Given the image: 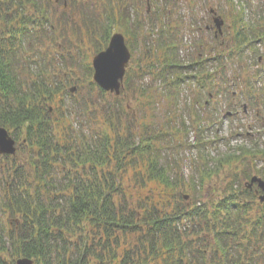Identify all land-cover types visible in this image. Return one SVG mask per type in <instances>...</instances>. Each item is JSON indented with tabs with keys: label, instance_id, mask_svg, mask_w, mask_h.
Segmentation results:
<instances>
[{
	"label": "trees",
	"instance_id": "obj_1",
	"mask_svg": "<svg viewBox=\"0 0 264 264\" xmlns=\"http://www.w3.org/2000/svg\"><path fill=\"white\" fill-rule=\"evenodd\" d=\"M31 1L34 15L22 0H0V126L10 130L15 140L25 129L26 142L37 146L26 160L29 172L13 155H4L13 165L0 178L5 189L3 203L10 212L7 220L0 219V264H15L20 257L36 264H264V203L256 201L255 191L241 187L235 174L231 182H225L226 190L219 199L210 204L196 200L189 206L183 179L165 164L167 139L176 136V132H168L173 121L166 120L170 125L163 132L161 123L145 122L146 114L139 115L138 109L130 113L129 105L123 103L130 95L136 101L144 97L146 110L147 99L151 103L152 97H179L191 82L199 87L198 95H205L207 89L209 97L223 91L234 95L230 89L243 78L226 77L227 59L242 61L248 49L255 51L264 44V29L256 28L254 17L247 19L243 13L232 20L233 25L241 23L232 39L233 51L217 50L212 43L221 35H213L208 43H195L198 52L187 58L182 55L186 32L178 20L182 16L176 7L178 0H157L153 14L145 13V17L135 13L127 0L131 12L124 16L123 33L131 52L140 57L137 69L130 64L121 95L116 96L107 95L93 81V67L83 63L86 59L69 54V63L66 61L57 42L60 34L69 39L65 29L57 33L55 25L49 24V8L43 0ZM109 2L102 18L92 21L105 45L117 23L114 0ZM242 7L247 10L244 3ZM200 20L195 19L191 29ZM36 22L40 34L32 28ZM205 29L209 32L207 26ZM47 39L54 53L52 47H46ZM28 49L31 56L23 54ZM75 65L87 71L90 85L101 95L73 100L67 87L77 82L69 81ZM61 73L66 80L54 82ZM255 76L258 82L263 74L258 71ZM216 78L222 86L214 85ZM245 82L248 85L241 86V91L246 89L244 95L252 100L256 89L250 78ZM63 90L72 98L67 107L68 114L75 117L71 126L78 123V128L66 132L64 142L55 134L48 106ZM176 114V110L170 111L167 117L177 118ZM101 120L111 134L91 132ZM160 133L166 146L156 144ZM239 150L235 154L241 157L219 161L213 171L207 159L198 172L200 180L218 173L224 165L245 163V155H255L254 149ZM86 167H92L93 176H89L93 180L85 179ZM258 172L264 179V171ZM151 182L163 187L161 194L175 192L172 203L139 196ZM192 195L193 199L200 197Z\"/></svg>",
	"mask_w": 264,
	"mask_h": 264
},
{
	"label": "rangeland",
	"instance_id": "obj_2",
	"mask_svg": "<svg viewBox=\"0 0 264 264\" xmlns=\"http://www.w3.org/2000/svg\"><path fill=\"white\" fill-rule=\"evenodd\" d=\"M22 1L26 4L25 7L28 9V12L34 15L35 13L32 9L34 5L33 1ZM116 1L118 0H114V3ZM123 1L115 3V9L112 10L116 14V16H114L117 18V23L115 22L113 26V32L121 30L120 32L126 33L122 22L125 19V14L131 12L130 8L133 9L135 13L138 12L140 16L145 17V13L148 15L153 14L157 0H150V9L149 5H147V0H129L131 2L130 8L127 6V0ZM242 1L178 0L176 2V7L179 15H182L178 20L182 25L183 32H186V37L184 39L185 48H182V55H185L187 58H192V56L198 52L195 43H208V41H211L212 36L216 35L217 30L214 28L215 21H213L214 19L210 14L211 9L218 12V15L224 20L220 32L221 36L216 40V43H212L213 45H217L216 47L219 51H222L223 48H230L226 52L234 50V40L232 39L236 36L235 30L237 27L239 28L241 23L233 25L232 20L234 21V19L239 18L240 15L243 16V13H246L247 19L248 17H254V25L256 28L264 29V0ZM43 3V5L46 6L45 8H49V16H47L49 24L55 25L57 33L62 32L64 28L69 36L68 40H65V38L61 36L64 34H60L57 37L59 50L65 55L66 61L68 62L70 60L69 54H71L75 59L81 56V58L86 59L83 63L86 62L92 65L93 57L98 52L104 50L109 44L108 42V44L105 45L100 30L94 32V25L92 24L94 23L92 21L97 20L99 17L102 18L100 15L105 14L106 8H108V4L110 3L109 0H43ZM243 3L247 6V10H243ZM237 4L240 6L237 7ZM35 17L36 16H34V18ZM39 19H41V16H39ZM145 19L147 20L148 17ZM195 19H201L200 25L191 29V25ZM247 19L245 18V20ZM62 22L67 23V25L63 27ZM206 26L207 29L209 28V32L206 31ZM39 27V22H36V24L32 26L33 30L35 28L36 32L40 34ZM128 38L130 39L129 36ZM100 41L101 46L105 47L97 52V49L101 47L97 46ZM49 42L50 39H47L46 47L48 48L52 47ZM53 48L54 47L51 48L52 53H54ZM259 48L260 49L255 51L252 48L248 49L242 61L237 59L232 62L227 59L226 77L232 78L235 74L243 78L241 83L235 84L231 89L229 88L234 95H225V91H223L216 97L214 95H210L209 97L208 89L205 95H198L199 87L196 83L191 82L183 87L179 97L170 98V96L167 95L157 96V98L152 97L153 102L151 103L148 102L147 99L148 108L146 110V98L144 97L136 101V98L130 95V97L126 98L123 102L124 105H129L128 111L130 113L134 112V109H138L139 115L140 112L141 115L146 114V118L144 119L145 122L161 123L160 127H162L163 132L167 133V126L170 125L169 123L167 125L166 120L173 121L168 132L174 131L176 132V136L167 139L166 142V139H164V136L160 133L161 136L158 137L160 140L157 141L156 144H163L165 146L167 144L168 148L166 150L165 164H168L171 171L177 172V175L183 179L185 187L183 192L190 195L186 199V201L189 202V206H192L196 200H201L210 204L212 200L219 199V196L223 195V192L226 190L224 189L226 187H223L226 185L225 182H231L235 174L238 177V184H241V187H245V183L250 179H247L246 173H250L251 176H253L261 174L258 172L259 169L264 171V44L259 46ZM79 51L81 54H79ZM235 51H238V49L235 48ZM29 53L31 52L28 49V51H25L23 54L25 56H31ZM48 55L47 53V56ZM139 57V54L132 53L133 62L131 63L130 61L129 65L131 64V66L137 69V58ZM73 69L72 71L69 70V81L75 79L77 82L75 81V83L67 87L70 94L74 95L73 100L81 102V99L86 95H101L98 89L90 85L91 81L89 80L90 78L87 77L89 75L85 69H81L77 65L73 66ZM258 71H261L263 76L256 82L255 73ZM64 76L65 75L61 73L57 76L58 80L56 79L54 82H60L59 80L65 81L66 78H64ZM245 78L246 80H244ZM247 78L252 80L253 87L256 89L254 91L255 95H253L255 98L252 100H249L247 98L248 96L244 95L246 89L244 92L243 90L241 91V86L244 84L248 85L247 82L244 83V81H247ZM216 80L217 78L214 79V85L216 86V84H218V86H222L220 80L218 82ZM209 87L212 88V85ZM72 88H75L73 93L71 92ZM63 92L64 90L60 94H56L55 98L48 105L52 113L51 122L55 125V134L62 142L67 140L66 137L68 133L66 132L68 130L78 128V123L71 126L72 121L75 123V117L74 115H69L67 112V107L71 106L70 102L72 98L67 96L68 93L66 94ZM107 95L115 94L107 93ZM152 95L158 94L152 93ZM245 105L246 111L244 109ZM181 108L183 110H181ZM175 110L177 112V118L167 117L170 111L174 112ZM229 112L231 114H228ZM198 115L200 116V120ZM180 116L182 117L179 118ZM106 126L107 124L101 120L100 123H97V125L95 124L91 132L101 134L100 132L103 131L111 134L110 130H105V128H107ZM177 128L181 130L177 131ZM185 128H187L188 131ZM8 131L14 137L13 133L10 130ZM25 131L24 129L18 135L16 139L17 155L14 157L15 153L12 157L16 159L19 164L25 165L26 170L29 172L31 167L26 165V160L31 156L37 146L26 142ZM85 133L89 134L88 131ZM164 141L166 144L163 143ZM199 143L204 144L201 146ZM240 148H245L250 151L254 149L255 155H245L242 157L245 163L224 165L218 173L213 172L210 177L200 180L198 172L205 166V161L207 159L208 165H210L211 171H213L218 166L219 161H233L236 157H241L237 155L240 152ZM4 155L5 154L0 153V178H2V175H8L9 167L13 165L11 161L8 163ZM249 162L251 163L249 164ZM2 163H4V167H1ZM55 167L57 169L60 168L59 165ZM101 169V166L97 168L98 171ZM91 170L92 167H90V169L86 167L83 170L85 179L90 177L91 180H93V175L90 174ZM101 174L102 172H100V176ZM34 176L33 173L31 177ZM128 178L132 184L134 180L132 173L128 175ZM162 190L163 187L158 182H151L150 186L140 190L139 196L149 198L148 200H154L156 202H170L171 200L172 203L174 200L173 194L175 192L172 193L167 191L165 194H161ZM4 193L5 189L2 188V183H0V219L7 220V218L10 217V212L5 207V203H3ZM133 193L135 194V192ZM192 194H198L200 197L198 198L195 196V199H193ZM135 199H137V196ZM177 199L179 198L177 197ZM256 201L259 202L258 199Z\"/></svg>",
	"mask_w": 264,
	"mask_h": 264
},
{
	"label": "water",
	"instance_id": "obj_3",
	"mask_svg": "<svg viewBox=\"0 0 264 264\" xmlns=\"http://www.w3.org/2000/svg\"><path fill=\"white\" fill-rule=\"evenodd\" d=\"M212 12H214L212 10ZM217 28L221 31L224 21L220 16L214 18ZM132 54L126 43V37L122 32L112 34L108 46L98 52L92 59L93 80L105 91L120 95L123 88L126 71ZM75 88L71 89L74 92ZM15 138L7 128L0 127V153L13 155L17 152ZM255 184L262 190L263 194L259 199L264 202V180L259 176H253L246 186L252 188ZM187 198V196H186ZM16 264H36L28 257H20Z\"/></svg>",
	"mask_w": 264,
	"mask_h": 264
},
{
	"label": "flooded vegetation",
	"instance_id": "obj_4",
	"mask_svg": "<svg viewBox=\"0 0 264 264\" xmlns=\"http://www.w3.org/2000/svg\"><path fill=\"white\" fill-rule=\"evenodd\" d=\"M246 108V105L244 106V109ZM246 111V110H245ZM228 114H231L230 112ZM255 191V194L257 195V197H259L260 194H262V191L259 190V192H257V186H253L252 188Z\"/></svg>",
	"mask_w": 264,
	"mask_h": 264
}]
</instances>
